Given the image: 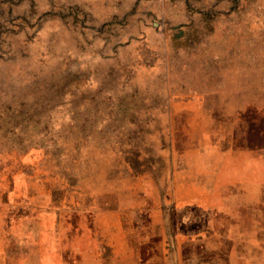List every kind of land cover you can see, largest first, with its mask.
I'll list each match as a JSON object with an SVG mask.
<instances>
[{"label": "rangeland", "instance_id": "obj_1", "mask_svg": "<svg viewBox=\"0 0 264 264\" xmlns=\"http://www.w3.org/2000/svg\"><path fill=\"white\" fill-rule=\"evenodd\" d=\"M0 264H264V0H0Z\"/></svg>", "mask_w": 264, "mask_h": 264}]
</instances>
